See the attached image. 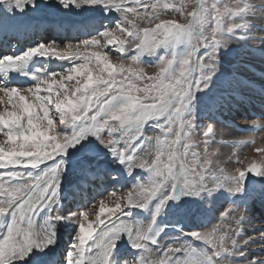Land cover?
I'll list each match as a JSON object with an SVG mask.
<instances>
[{
	"label": "snow or ice",
	"instance_id": "1",
	"mask_svg": "<svg viewBox=\"0 0 264 264\" xmlns=\"http://www.w3.org/2000/svg\"><path fill=\"white\" fill-rule=\"evenodd\" d=\"M65 6L75 4L101 5L120 11L121 23L89 39L77 43L56 41L39 43L26 49L20 55L0 57V73H7L26 64L34 56L55 57L69 60L72 66L64 73H51L45 78H35L33 87L0 86V216L9 214L11 221L6 232L0 236V264H13L32 253L34 264H49V253L44 251L55 242L54 225L62 217L55 206L59 204L58 194L61 176L65 168L63 153L70 147L80 145L91 135L99 138L118 163L125 164L129 171L135 167L147 169L151 173L149 183H141L126 193H109L91 206L90 211L70 212L64 219L78 223L75 240L65 254L64 264H110L116 241L121 233H126L134 249H142L138 261L131 264H212L213 257L238 250L237 236L241 228L231 229L235 236L228 240V231H220L214 225L207 233L192 232L190 235L204 241L210 248L208 254L195 247L183 244L170 245L156 259L154 251L147 246L148 241L156 244L152 226L133 225L122 222L120 216L129 207L146 208L161 189L172 182L187 190L186 194L199 195L213 190L205 183L206 170L213 166L208 151L207 137L212 131L209 126L203 132V155L197 150L199 145L192 142V122L182 119L188 103L190 88H199L215 71V48L207 60L198 58L199 48L219 44L218 33H231L237 25L230 18L243 10L241 3L223 9L215 4L206 6L202 0L179 7L164 4L172 13L165 17L150 0H60ZM0 3L23 10L34 5V0H0ZM143 9L141 14L138 9ZM211 9V12L209 11ZM211 15L215 26L211 35L202 34L193 40V29ZM227 20V23L224 21ZM187 37L191 51L182 60L178 72H172V59L162 58L158 71L146 75L143 69L126 65L124 53L127 49H138L148 53L158 46L174 44ZM117 45L120 54L114 63L106 51ZM127 45V47H126ZM133 64L136 57L130 59ZM80 61V62H77ZM209 69L205 74L203 69ZM193 72L200 73L194 82L189 79ZM74 81V83H73ZM46 94L41 95V92ZM160 119L155 134L145 137L142 127L146 121ZM54 120L56 121L54 123ZM72 126L69 134L58 133L61 126ZM143 141L146 150L137 151ZM150 142H154L150 143ZM264 156V148H258ZM50 162V163H49ZM44 166L39 176L13 169H37ZM218 166V165H217ZM225 179L234 181L231 191L240 192L247 173L264 175V159L253 161L245 168L237 167L230 173L219 168ZM164 199L157 205L159 213L171 193H164ZM111 207H108V204ZM48 209L49 216L44 223L36 222L37 214ZM231 208L226 209L222 219H227ZM243 216L236 220L241 225ZM226 229L230 226L225 225ZM98 254L86 256L89 242L96 238ZM219 232V235L217 233ZM227 240V243L225 241ZM247 241H243L246 244ZM240 245H242L240 243ZM33 248L40 251L33 252ZM50 251V249H49ZM185 258L174 261L178 253ZM197 253L202 259L189 257ZM243 255L241 252H237ZM123 264H128L124 261ZM249 264H264V258L253 257Z\"/></svg>",
	"mask_w": 264,
	"mask_h": 264
},
{
	"label": "rangeland",
	"instance_id": "2",
	"mask_svg": "<svg viewBox=\"0 0 264 264\" xmlns=\"http://www.w3.org/2000/svg\"><path fill=\"white\" fill-rule=\"evenodd\" d=\"M257 1L260 2L263 0ZM195 2L196 0H150V3L157 4V10L165 17H167L170 13L172 15L176 14L172 13L171 7L165 11L163 8L164 4L167 3L169 5L179 7L181 3L189 5L194 4ZM202 2L208 7H210L211 4H215L220 9L236 3H241V7L243 9L239 15L230 18L231 23L237 25L231 33L227 31H221L218 33V38L220 40L219 44L214 43L198 49L196 53L197 57L207 60L209 54L212 52V49L215 48V55L217 57L215 60V71L209 79L201 82L199 88H190L189 95L187 97L188 103H186L182 114L183 120L192 122L193 134L191 140L194 144L199 145L197 150L200 151L202 155L204 148L203 132L209 126L212 127V131L209 133L207 140L208 151L211 153L210 158L214 163L211 168L206 170L205 183L208 188H212L213 185H216V187L211 191H202L199 195H191L186 194L187 190L181 185H177L176 188L173 189L172 182H169L161 189L160 192L157 193V196L149 202L146 208L130 207L124 210V214L120 216V220L122 222L131 224L130 221L133 217V211L142 210L147 212L149 215L146 226H152V233L150 235L155 236L157 243L164 236L159 242L160 244L158 250L160 253L154 251L152 259H156L160 254H163L164 247L171 245L169 242L174 239L171 236L173 234L178 237L183 234V240L190 237L193 239L194 242H192L191 239L188 241L189 243L192 242L193 245L190 244L185 247H194L195 245L196 249L203 251L206 254L209 253V246L204 241L192 237L190 233H207L214 225H220L221 232L228 231V240L235 236V231L231 229L241 228V231L237 236V246L239 247V250L243 246L241 239L250 236L249 233L251 228L247 224V214L249 212H253L251 217L254 220L261 216H259V213L256 216L254 212L257 213L258 211H253L252 209H256L258 204L261 203L262 198H264V188H262L263 186L261 185L264 184V175H256L251 172L247 173L244 180L241 182V191L235 192L230 190L234 187V181L231 179H225L224 174L220 172L219 168H223L225 173H230L237 167L246 169L251 162L255 161L259 163L262 159H264V156L257 151L258 148H264V134L256 135V132L253 134L252 130V128H258L264 125V119L263 121H259L257 112L252 114V120H249V122L246 123L244 122V119L245 121L248 119L245 117L246 112L242 109L243 103H245L246 106H248V104L250 106L251 104L253 108L263 107L264 104V5L260 6L259 4L262 2L256 3L255 0H202ZM25 8L35 23L40 21L47 23L48 36L35 42V46L39 43L46 44L51 41H56L61 45L69 42H81L85 39L97 36L106 28H114L123 20L122 13L120 11L112 8H106L101 5L84 4L77 7L75 4H68L65 6L60 2V0H34V5H28ZM138 11L143 14L142 8L138 9ZM209 11L211 12L210 8ZM94 18L98 20V24L100 25L97 24L93 26L91 33H88L85 36H79L78 38L71 40H63L62 37L64 38V36L52 37L50 35L49 29L54 27L56 24H61V26L64 27L63 29L66 31L69 28L68 25L71 23L86 24V22L93 20ZM224 23H227V20H225ZM214 26L215 21H213L211 15H206L204 21L194 27L193 40L195 41L199 39V37L204 33L206 36H210L211 30ZM16 41V39H11L10 43H16ZM26 43H31V41L27 39ZM117 47V45H113L110 46L109 49H106L114 63L116 62V57L120 55L116 51ZM9 49L3 56L13 55L10 52L11 49ZM25 49H27V47ZM190 51L191 47L189 41L187 37H184L174 44L158 46L156 49L148 53H141L138 49L132 50L126 48L124 56L126 59V65L132 64L134 68L143 69L146 75H151L158 71V64L162 58L172 59V72H178L181 67L182 60ZM133 56L136 57V62L134 64L130 60ZM47 58L49 59L47 67L44 70L41 67L35 70L37 72L34 76L35 78H45L51 73H64L72 66V62L69 60H62L52 56ZM228 63H230L231 66L230 64L228 65ZM38 64H40V62H38ZM53 64H59V67L52 68ZM43 71H47V73L45 74ZM203 71L206 74L209 69L205 68ZM199 76L200 73L193 72L189 79L194 82L197 78H199ZM34 77L32 78V83L30 85L19 88L26 89L33 87L37 82ZM252 79L256 80L258 83L252 84ZM258 89L261 90L258 91ZM44 94L46 93L42 91L41 95ZM220 98H222V107H215L212 109L211 107L216 106L217 102L221 100ZM246 106H244L245 110H250V107L246 108ZM261 117L262 116H260V118ZM55 122L56 121L54 120V123ZM162 122L163 121L160 119H151L146 121L142 127L143 135L147 137L155 134L157 131V125ZM71 130V125L61 126L58 128V133L69 134ZM81 143L84 144V147H80V145L70 147L61 155L60 158L57 159L58 162L59 159L64 160L70 158L73 162L72 172L70 173H68V170L66 171V164L64 162L65 172L63 171L62 173L59 190L63 189L69 193H73V182L75 183V181L81 179L78 175L82 170H84V168H87L88 170L101 168V173L103 174L101 183L106 188L103 195L98 196L94 201L89 200L92 202H88L85 207L81 209V211H90L91 206L94 204H97L98 206V201L106 197L109 193L116 192L117 195H121L130 189L137 187L141 183H149L151 173L147 169L140 167H135L131 170V175L133 177L132 180L119 181L118 178L122 175L119 171L127 170V166L125 164L118 163L117 159L114 158L109 149L100 142L99 138L89 135L86 140ZM150 143L154 144V142ZM255 144H257V148H254ZM248 148L251 149V153L253 155L252 157L247 156ZM143 150H146V145L143 141H141L137 145V151ZM13 170L31 173V175L35 177L41 175L45 168L44 166H41L37 169L23 168ZM119 182L122 184L121 186H119ZM256 190L258 191V196H256ZM164 193H171L172 198L167 199L160 208L159 213H156L155 209L157 205L160 204V201L164 199ZM260 198L261 201L259 200ZM236 199H240L241 203L244 200L247 201L249 203L248 206L250 205L249 207L251 209L247 210L245 206H242V208L237 204L230 203ZM62 203L63 202H61V205H63ZM213 205L216 206V209L212 208ZM73 206L74 205L69 204V208L63 207L59 212V215L62 218L55 222L56 225L61 224V229L68 233L67 245L70 246L75 240L79 225L69 219H64V217H67V215L73 211ZM107 206L111 207L112 205L109 203ZM229 208L237 211L230 212L227 219H222L221 214ZM179 210L181 213L183 212L182 215L185 217L187 210L186 219L183 217L185 220L181 219ZM74 211L76 212V210ZM199 213L205 215L206 217L210 215V219L208 220L206 227H201L202 224H194V219L196 220L201 215ZM5 215L0 216V221L3 224L5 222V218L3 221L2 219ZM240 216H243V219L241 221V225H237L236 220H238ZM162 221L168 222V228L163 226ZM181 223H187V225H191L192 227L188 228V226L185 225V227L180 230L178 225ZM140 225L142 226V224ZM140 225H133V227L135 229L136 227H141ZM225 225L230 226V228L226 229L224 227ZM55 231L60 232L59 230ZM217 235H219V232ZM62 239L64 240V238ZM120 239L126 247H132L128 235H126L127 240L125 237H120ZM165 239H169L167 245L163 243ZM146 243L151 249L157 250V247H153L154 245L157 246V243L151 244V241ZM225 243H227V240ZM240 243L242 245H240ZM96 244L97 241L95 238L89 242L88 251L86 252L87 257L89 256V258H91L92 255L95 256V254H97V248L95 247ZM162 244L164 247L161 246ZM174 245L177 244L175 243ZM246 246L249 248V251H251L249 244H246ZM50 247L53 248V245L48 246L46 249H50ZM91 248L96 251H93ZM65 250L66 251L62 253V258L57 260L58 264H62L64 261L65 254L67 250H69V247H65ZM238 250L234 248L231 252L222 253L221 256L218 257L219 263L228 264V257L230 258L232 254L235 255ZM35 251L39 250L35 249ZM134 251L140 255L143 250L135 249ZM260 252L259 254H261ZM131 253L132 251H124L123 255L125 256L122 257L121 261H128V264H131L133 261ZM251 254H253V252H250V255ZM184 258L185 256L183 253L182 256H175L174 261L182 260ZM198 259H202V257L197 253H193L189 258L190 262Z\"/></svg>",
	"mask_w": 264,
	"mask_h": 264
},
{
	"label": "bare ground",
	"instance_id": "3",
	"mask_svg": "<svg viewBox=\"0 0 264 264\" xmlns=\"http://www.w3.org/2000/svg\"><path fill=\"white\" fill-rule=\"evenodd\" d=\"M255 2L256 3L262 2L259 4L260 6L264 5L263 4L264 0L260 1V2L255 0ZM95 19L96 18H94L93 20H89L88 22H86V24L85 23H81V24L71 23L68 26L71 29H74L73 31H76V33H78V34L79 33L88 34V33H91L90 29H93L92 27L99 23L98 20L97 19L95 20ZM98 25H100V24H98ZM46 28H47V23L43 22V21L35 23L33 21V18L29 15L28 11H26V8H24L21 11V10L16 9L14 6L0 3V54L2 52H4L5 49H7V48L11 49L10 52L13 55L22 54L26 50L25 49L26 47H27V49L34 47L35 42L42 39V36H44V37L48 36ZM63 28L64 27L61 26V24L54 25V28H52L50 30L52 32L51 36L54 37L55 35H59L62 32ZM11 39H16L17 40L16 43H10ZM27 39H29L31 41V43H26ZM38 62H40V64H38ZM48 62H49V59L47 57L34 56L33 58H31V60H29L23 66L16 68L15 70H9L7 73H0V85L5 86V87H18V88L23 87V86L25 87L26 85H30L32 83V78L37 73L35 70L39 69V67L43 68V70H44L47 67ZM229 64L230 63H228V65ZM230 66H231V64H230ZM57 67H59V64H53L52 65V68H57ZM43 72L45 74L47 73V71H43ZM252 80H251L252 84L258 83L256 80H253V81ZM259 90H261V89H258V91ZM220 99L221 100L217 102L216 106L211 107L212 109H214L215 107H217V108L222 107L221 106V105H223V104H221L222 98H220ZM242 106H243V108L242 107L241 108L244 110V112H246L245 117L248 119L246 121L244 119V122L247 123V122H249V120H252L251 119L253 117L252 114L257 113V112H258L259 121L260 120L263 121L264 111H262V110H264V104H263V107H258V108H256V107L253 108L251 104H250V106H249V104H248V106H246L245 103H243ZM244 106H246V108L250 107V110H245ZM260 116H262V117L260 118ZM252 130H253V134L256 132V135L257 134H264V125H262L258 128H254V129L252 128ZM256 146H257V144H255L254 148ZM247 151H248L247 156L252 157L253 155L251 153V149L248 148ZM63 161L66 164V171L68 170V173L72 172V166H73L72 160L70 158H68V159H64ZM64 172H65V170H64ZM119 173L122 174L118 178L119 181H121V180H132V178H133L131 175L132 171H129L128 169L125 171L121 170V171H119ZM102 175L103 174L101 173V168H98V169L95 168L93 170H88L87 168H84V170H82L78 175V176H80L81 179L78 181H75L76 184L73 182V185H72L73 193H69L63 189L59 190V194H58L59 206H62L61 202H63L64 206L68 205V207H69V204L73 201H75L76 203L78 202L84 206L88 200L89 192L92 193L93 196H95V198H97V196L103 195L106 189L104 188V185L101 184V179L103 177ZM93 178H95V180L99 181L97 183V185L95 184L96 182H95V180H93ZM130 183H131V181H130ZM130 183H125V184H130ZM118 184H119V186L122 185L120 182ZM261 185L263 186L262 188H264V184H261ZM95 187L97 188L96 190H95ZM88 189H90V190H88ZM255 192H256V196H258V194H257L258 191L256 190ZM259 200L261 201V198ZM240 201H241L240 199H236V200L231 201L230 203L231 204H237L241 207L245 206V208L247 210L251 209L249 207L250 205L248 206L249 203L247 201L244 200V201H242V203ZM215 205L218 206L217 204H215ZM216 206L213 205L212 208L216 209ZM131 210H132V208H131ZM252 210L258 211L257 213L254 212V214H256V216H257L259 213V216L261 215L260 217H258L260 220L258 218H256L254 220L251 217V214L253 212H249L247 214L246 220H247V224L251 228L250 233H249L250 236H247L246 238L241 239L242 243L244 240L247 241L246 244H249L251 251H249V248L246 246V244H243L241 249L238 250V252L243 253V255H239L237 253L235 255L232 254L229 258L228 264H249L250 259L253 257L264 258V198H262V201H261V203L258 204V207L256 209H252ZM73 212H75V211H73ZM182 213L179 210V214L181 215V219L185 220L187 217V210H186V217L183 216ZM49 214L50 213H49L48 209H44V210L40 211L37 214L36 222L38 224L44 223L45 220L47 219V217L49 216ZM199 214H201V213H199ZM4 218H5L4 224L0 221V223H1V225H0V236H2L6 232L7 226L11 221L10 215L3 216L2 221L4 220ZM148 219H149V215L147 212L142 211V210H136V211H133V217H132L131 221L130 220L129 221L131 222V225L132 224L133 225L142 224V226H146V222L148 221ZM209 219H210V215H208L206 217L205 215L201 214L196 220L194 219V224L195 225H197V224L207 225ZM163 223H164V221H163ZM185 225H187V223H184V224L181 223L178 225V227L181 230L182 228L185 227ZM187 226H188V228L192 227L191 225H187ZM55 230H59L61 232V234H60V232L55 231ZM54 231H55V242L53 244V248L50 247V251H49V249H44V251H48V253H49V258H50L49 264H58L57 260H60L62 258L61 257L62 253H60L61 248L63 245H65L66 239L68 240V237H67L68 233H66L63 229H61V224H58V225L55 224L54 225ZM180 232H182V231H180ZM126 235H127L126 233H121L120 237H125V239H126ZM171 236L174 238L169 242V244H171V245H174L176 243V244H183L186 246V245H190V244H192V242H194L191 237L188 238L187 240H183V238H184L183 234L180 235L179 237L174 235V234ZM62 238H64V240ZM98 238H99V232L97 233V236L95 238L97 242H98ZM190 239L192 240L191 243L188 242ZM160 240H159V242H160ZM168 241H169V239H167V240L165 239L163 243L165 245H167ZM181 241H184V242H181ZM159 242L157 243V246H155V245L153 246V247H157V250H158V247L160 244ZM161 246L164 247L163 244ZM65 247L70 248V245L64 246V249H65ZM123 247H125V248H123ZM194 247H195V245H194ZM165 248H167V247H164V249ZM35 249H37V248H33V252H35ZM37 250L40 251V249H37ZM134 250L135 249L132 247H126V245L124 243H122L121 239L117 240L116 244H115V248H114L113 253H112V257L110 259V264H123V262L121 260H122V257L125 255L121 254L122 251H129V252L132 251L131 258L133 260L138 261L141 254L139 255ZM93 251H96V250H93ZM209 251L210 250L208 249V252ZM98 252H99V249L97 248L96 253L98 254ZM250 252L251 253L253 252V254L250 255ZM259 252L261 254H259ZM182 254L183 253H178V254H176V256L179 257V256H182ZM92 257H93V255H92ZM23 261H24V259L23 260H16L13 262V264H23ZM62 261H63V259H62ZM31 264H34L33 260L31 262ZM62 264H64V261L62 262ZM212 264H220L219 258L213 257Z\"/></svg>",
	"mask_w": 264,
	"mask_h": 264
},
{
	"label": "water",
	"instance_id": "4",
	"mask_svg": "<svg viewBox=\"0 0 264 264\" xmlns=\"http://www.w3.org/2000/svg\"><path fill=\"white\" fill-rule=\"evenodd\" d=\"M31 261H32V253L29 254V257L25 258V262L23 264H30Z\"/></svg>",
	"mask_w": 264,
	"mask_h": 264
}]
</instances>
